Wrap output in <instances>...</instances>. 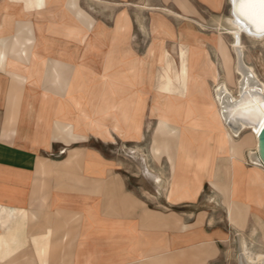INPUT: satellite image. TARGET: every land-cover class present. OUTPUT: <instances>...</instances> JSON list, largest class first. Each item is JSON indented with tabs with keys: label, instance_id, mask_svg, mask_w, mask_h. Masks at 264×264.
<instances>
[{
	"label": "crops",
	"instance_id": "0c3cea01",
	"mask_svg": "<svg viewBox=\"0 0 264 264\" xmlns=\"http://www.w3.org/2000/svg\"><path fill=\"white\" fill-rule=\"evenodd\" d=\"M70 1L0 0V264H216L231 244L264 254V169L243 161L230 176L226 161L217 186L206 177L171 195L149 95L138 139L97 105L104 81L129 78L146 0ZM66 122L80 136L69 143ZM132 143L127 167L119 145Z\"/></svg>",
	"mask_w": 264,
	"mask_h": 264
},
{
	"label": "bare ground",
	"instance_id": "6f19581e",
	"mask_svg": "<svg viewBox=\"0 0 264 264\" xmlns=\"http://www.w3.org/2000/svg\"><path fill=\"white\" fill-rule=\"evenodd\" d=\"M228 1L230 14L225 23L218 19L217 33L210 37L197 32L189 22L184 23L177 34L165 17L154 14L151 25L153 41L147 53L141 57L132 50L127 69L129 78L126 81L118 78L104 81L105 90L100 96L101 101H97L100 103H96L101 110H116L113 114L116 120L126 121L129 136L138 139L142 135L140 115L147 95L153 94V108L159 117L153 151L160 152L156 141L163 137L172 173V178L166 182L171 187V195L200 187L206 177L217 186L216 181H219L221 169L227 162L226 173L230 176L231 164L236 168L245 160L264 169L258 155V136L264 125V80L246 61L247 46L243 40L247 38L254 44H264V3L260 0L251 4ZM69 4L78 9L77 0H71ZM177 5L185 12L175 13L177 18L194 21L187 16L189 11L184 2L177 1ZM80 13L78 11L83 16ZM199 25L205 29L204 24ZM228 37L231 38L230 44L226 40ZM178 38L175 57L166 48V41ZM207 42L215 47L224 69L223 78L217 64L210 58ZM6 47V41L1 39L2 60L6 56ZM123 93L126 96H122ZM106 113L109 116L108 111ZM60 131L66 143L80 137L70 122L61 125ZM212 140L216 141L215 148L209 144ZM73 160L71 152L64 163L70 165ZM138 161L145 169L144 160ZM189 173L192 174L190 177ZM236 213L234 209V215ZM242 246L240 244L238 264H264V254L254 257Z\"/></svg>",
	"mask_w": 264,
	"mask_h": 264
},
{
	"label": "rangeland",
	"instance_id": "374dc122",
	"mask_svg": "<svg viewBox=\"0 0 264 264\" xmlns=\"http://www.w3.org/2000/svg\"><path fill=\"white\" fill-rule=\"evenodd\" d=\"M139 1V0H138ZM177 1L184 2L187 6V10L189 11L188 15L191 20H194L192 22L182 20L177 18L174 14H185V12H182V10L178 7ZM146 0L144 7L147 8V16L144 17L143 24L140 28V26H137L136 29L133 32V45H134V51L141 57H143L146 53L150 45L153 41V33H152V18L154 14H160L163 17H165L171 24H173L177 34H179V31L181 30L184 23H190V25L193 26L194 29H196L197 32L200 34L210 37L213 33L216 32V23L218 19L223 21L225 23L226 17L230 14V4L228 0H223V6L219 10H213L209 8L205 4V0ZM134 11L136 10L137 1H134ZM199 23L205 25V29H203ZM180 36V35H178ZM179 38L177 40L167 39L166 41V48L173 53V55L176 57L177 52V45L179 42ZM227 42L230 44L231 38H226ZM244 43L247 46L246 50V61L253 65L258 72V74L261 76V78L264 80V44L256 43L254 44L251 40L247 38H243ZM207 50L209 51L210 58L217 64L219 72L221 77L223 78L225 76L224 69L222 67L221 62L219 61L216 52L215 47L212 45L211 42H207L206 44ZM209 85L212 88L213 83L211 80H209ZM148 106L150 109H152L153 95L148 94ZM154 115H151V112H149L146 115V120L148 119V128H144V131L146 132L148 129V137L151 136L154 128L156 127L157 121L153 120L155 119L153 117ZM146 126V127H147ZM148 140V139H147ZM135 143L129 144L126 147L122 144L119 145L121 147L120 152L124 154L123 162L127 167H135L136 162L132 157V150H130L131 146H135ZM110 148L112 150H119V148L115 149L112 145H110ZM125 158V159H124ZM246 161V160H245ZM249 162V161H246ZM251 163V162H249ZM166 169L169 168L168 162L166 161L165 164ZM216 264H238V258H237V249L233 244H231L229 253L222 259H220Z\"/></svg>",
	"mask_w": 264,
	"mask_h": 264
},
{
	"label": "water",
	"instance_id": "95a60500",
	"mask_svg": "<svg viewBox=\"0 0 264 264\" xmlns=\"http://www.w3.org/2000/svg\"><path fill=\"white\" fill-rule=\"evenodd\" d=\"M258 155L264 165V125L258 136Z\"/></svg>",
	"mask_w": 264,
	"mask_h": 264
},
{
	"label": "snow or ice",
	"instance_id": "6c2138e0",
	"mask_svg": "<svg viewBox=\"0 0 264 264\" xmlns=\"http://www.w3.org/2000/svg\"><path fill=\"white\" fill-rule=\"evenodd\" d=\"M242 4H251L256 2V0H240ZM261 3H264V0H260Z\"/></svg>",
	"mask_w": 264,
	"mask_h": 264
}]
</instances>
